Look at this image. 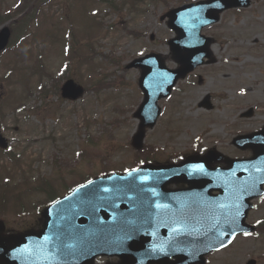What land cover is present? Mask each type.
Listing matches in <instances>:
<instances>
[{
    "label": "rangeland",
    "instance_id": "1",
    "mask_svg": "<svg viewBox=\"0 0 264 264\" xmlns=\"http://www.w3.org/2000/svg\"><path fill=\"white\" fill-rule=\"evenodd\" d=\"M186 1L51 0L27 28L26 40L0 56L1 123L10 140L9 152L14 154L12 161L0 155V217L8 220L10 232L41 226L32 204L45 199L34 191L44 180L52 181L62 193L82 176L96 177L105 168L130 170L137 156L154 152L162 163L209 150L230 159L253 156L250 150L236 148L234 139L264 128V0H252L248 9L228 11L220 23L204 30L214 40L216 63L200 67L179 82L171 97L160 102L162 114L147 132L144 151L131 147L139 127L134 115L143 93L138 84L140 70H126V66L156 53L168 68L177 69L168 45L175 34L160 18ZM19 2L0 0V11L5 13ZM18 17L8 14L2 21L7 25ZM14 30L23 31L16 26ZM69 32L78 37L72 50L65 41ZM234 42L238 50H233ZM66 66L68 71L61 77ZM68 76L90 88L75 103L59 95L58 86ZM208 96L211 111L200 108ZM250 109L254 116L241 118ZM86 150L100 155L90 162ZM6 178L10 179L7 184ZM248 220L264 224V197L255 202ZM249 260L264 264V233L239 237L230 248L209 255L206 264H247ZM119 262L115 257L95 260V264Z\"/></svg>",
    "mask_w": 264,
    "mask_h": 264
},
{
    "label": "water",
    "instance_id": "2",
    "mask_svg": "<svg viewBox=\"0 0 264 264\" xmlns=\"http://www.w3.org/2000/svg\"><path fill=\"white\" fill-rule=\"evenodd\" d=\"M250 4L249 0H209L162 18H169L168 25L177 34L169 44L180 67L168 69L155 54L128 67L142 69L140 87L145 95L135 115L141 124L134 148L143 149L146 129L156 125L161 113L158 102L205 58H212V40L202 36V30L219 22L222 12ZM10 36L8 28L0 33V52ZM84 93L74 81L62 90L63 97L72 101ZM201 107L212 108L209 97ZM252 115L251 110L245 117ZM235 144L252 148L255 156L247 161L226 160L229 168L215 170L212 165L224 158L210 151L180 165L147 166L97 180L45 211L41 232L4 237L0 222V264H93L100 255L118 256L121 264H205V255L228 246L238 234L255 230L245 221L250 201L264 194V130ZM7 146L0 126V147ZM180 183L189 188L168 189ZM215 190L221 194L213 196ZM172 258L176 262L169 263Z\"/></svg>",
    "mask_w": 264,
    "mask_h": 264
},
{
    "label": "bare ground",
    "instance_id": "3",
    "mask_svg": "<svg viewBox=\"0 0 264 264\" xmlns=\"http://www.w3.org/2000/svg\"><path fill=\"white\" fill-rule=\"evenodd\" d=\"M231 46H232V48H233V50H238L239 49V44H237V43H232L231 44ZM263 54H264V48H263ZM235 60H237V61H235L236 63L239 61L238 59H237V57H235ZM262 87H264V86H262Z\"/></svg>",
    "mask_w": 264,
    "mask_h": 264
},
{
    "label": "snow or ice",
    "instance_id": "4",
    "mask_svg": "<svg viewBox=\"0 0 264 264\" xmlns=\"http://www.w3.org/2000/svg\"><path fill=\"white\" fill-rule=\"evenodd\" d=\"M199 170H202V167H201V169H199ZM89 183H91V181L89 182ZM83 187V186H82ZM105 191H107V189H105ZM238 214V213H237ZM245 235H249L248 233H245Z\"/></svg>",
    "mask_w": 264,
    "mask_h": 264
},
{
    "label": "trees",
    "instance_id": "5",
    "mask_svg": "<svg viewBox=\"0 0 264 264\" xmlns=\"http://www.w3.org/2000/svg\"><path fill=\"white\" fill-rule=\"evenodd\" d=\"M150 161V160H149Z\"/></svg>",
    "mask_w": 264,
    "mask_h": 264
}]
</instances>
